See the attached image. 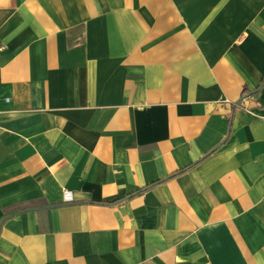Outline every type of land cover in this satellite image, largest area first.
I'll list each match as a JSON object with an SVG mask.
<instances>
[{
	"label": "crops",
	"instance_id": "1",
	"mask_svg": "<svg viewBox=\"0 0 264 264\" xmlns=\"http://www.w3.org/2000/svg\"><path fill=\"white\" fill-rule=\"evenodd\" d=\"M262 80L264 0H0V264H264Z\"/></svg>",
	"mask_w": 264,
	"mask_h": 264
},
{
	"label": "trees",
	"instance_id": "2",
	"mask_svg": "<svg viewBox=\"0 0 264 264\" xmlns=\"http://www.w3.org/2000/svg\"><path fill=\"white\" fill-rule=\"evenodd\" d=\"M262 84H264V80H262L261 85H262ZM244 93H246V89L243 90V94H244ZM184 170H185V168H184L183 170H180V171L174 172L173 175H174V174H177V173H179V172H182V171H184ZM160 181H161V180H160ZM157 182H159V181H157ZM147 187H148V186L142 187V188L137 192V194H140L141 192H143Z\"/></svg>",
	"mask_w": 264,
	"mask_h": 264
},
{
	"label": "built area",
	"instance_id": "3",
	"mask_svg": "<svg viewBox=\"0 0 264 264\" xmlns=\"http://www.w3.org/2000/svg\"><path fill=\"white\" fill-rule=\"evenodd\" d=\"M64 196L66 200L69 199V192L67 190L64 191Z\"/></svg>",
	"mask_w": 264,
	"mask_h": 264
}]
</instances>
